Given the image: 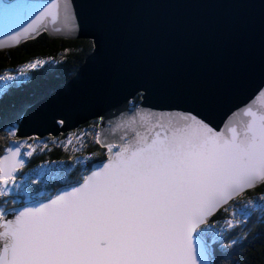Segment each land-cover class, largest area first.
Segmentation results:
<instances>
[{
	"label": "snow or ice",
	"instance_id": "obj_1",
	"mask_svg": "<svg viewBox=\"0 0 264 264\" xmlns=\"http://www.w3.org/2000/svg\"><path fill=\"white\" fill-rule=\"evenodd\" d=\"M77 21L73 0H45L5 31L0 50L45 31L70 34ZM51 62L33 59L15 71ZM16 78L0 74L5 84ZM52 121L65 125L63 116ZM105 122L123 128L118 138L106 135ZM17 130L5 128L15 146L0 155V264H217V251L233 250L264 223L256 215L264 193L243 199L264 187V87L216 123L200 108L155 112L135 101L119 117L98 115L94 132L69 134L60 146L76 139L84 147L81 137H93L106 160L38 196L27 186L46 183V165L26 180L17 174L39 138L15 139Z\"/></svg>",
	"mask_w": 264,
	"mask_h": 264
},
{
	"label": "water",
	"instance_id": "obj_2",
	"mask_svg": "<svg viewBox=\"0 0 264 264\" xmlns=\"http://www.w3.org/2000/svg\"><path fill=\"white\" fill-rule=\"evenodd\" d=\"M44 2L0 0V38L33 5ZM73 3L77 29L70 34L45 31L35 38L45 33L51 38L88 39L93 51L71 80L26 110L16 138L58 136L98 115L119 117L137 96L144 109L200 108L210 111L216 123L264 87V0ZM53 116H63L65 125H55ZM105 127L109 137L123 132L106 122Z\"/></svg>",
	"mask_w": 264,
	"mask_h": 264
},
{
	"label": "trees",
	"instance_id": "obj_3",
	"mask_svg": "<svg viewBox=\"0 0 264 264\" xmlns=\"http://www.w3.org/2000/svg\"><path fill=\"white\" fill-rule=\"evenodd\" d=\"M93 48V42L88 39L51 38L42 33L35 39L26 41L15 48L0 50V74L10 71L17 77L7 84L0 81V137H3L0 139V155L3 154L7 145L14 146L13 141L7 139L5 128L11 123H16L18 126L30 106L48 97L57 88L71 80ZM49 58L53 62L46 63L36 70H29L23 76L15 71L33 59L48 60ZM134 101L138 103L140 96H137ZM96 121L97 119L91 120L75 130L58 136L38 137L35 145L36 151L32 157L25 158L26 165L17 174L19 178L26 180L33 175L34 171H39L41 166L46 165L47 181L46 183L38 182L36 185L29 183L27 187L31 195L38 196L41 192H53L58 187L76 180L83 169L106 159L103 155L105 150L94 144L93 137H81L84 147H81V143L76 139L67 149L60 146L69 134L78 135L81 130L94 132ZM15 139L19 138L15 137ZM40 141H46L48 144L43 151L39 147ZM27 142L33 143L31 140ZM97 153L101 154L97 155ZM89 156H92L91 160L86 159ZM260 193H264V187H258L246 193L243 199L257 196ZM256 215L264 220V213L258 211ZM246 236L247 239L241 240L233 250L217 251L215 254L217 264H264V223L257 221L256 225L249 228ZM229 251L233 254L229 255Z\"/></svg>",
	"mask_w": 264,
	"mask_h": 264
},
{
	"label": "rangeland",
	"instance_id": "obj_4",
	"mask_svg": "<svg viewBox=\"0 0 264 264\" xmlns=\"http://www.w3.org/2000/svg\"><path fill=\"white\" fill-rule=\"evenodd\" d=\"M52 93H53V92H52ZM52 93H51V94H52ZM30 107H31V106H30ZM79 127H80V126H79ZM76 129H77V128H76ZM74 130H75V129H74Z\"/></svg>",
	"mask_w": 264,
	"mask_h": 264
}]
</instances>
